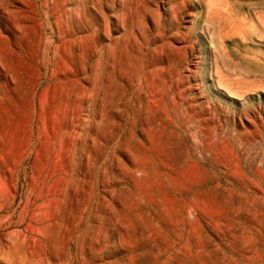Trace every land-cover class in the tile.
I'll return each instance as SVG.
<instances>
[{
  "label": "rangeland",
  "instance_id": "1",
  "mask_svg": "<svg viewBox=\"0 0 264 264\" xmlns=\"http://www.w3.org/2000/svg\"><path fill=\"white\" fill-rule=\"evenodd\" d=\"M0 264H264V0H0Z\"/></svg>",
  "mask_w": 264,
  "mask_h": 264
}]
</instances>
